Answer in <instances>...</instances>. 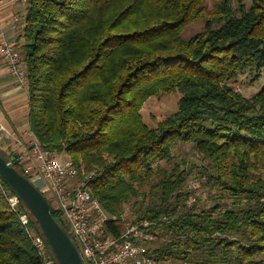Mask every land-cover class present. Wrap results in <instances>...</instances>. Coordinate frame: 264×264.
I'll return each instance as SVG.
<instances>
[{
	"label": "trees",
	"instance_id": "16d2710c",
	"mask_svg": "<svg viewBox=\"0 0 264 264\" xmlns=\"http://www.w3.org/2000/svg\"><path fill=\"white\" fill-rule=\"evenodd\" d=\"M20 39L30 134L94 173L93 197L118 218L108 233L124 232L129 207L164 237L148 246L161 264H264V87L233 86L263 74L264 0H26ZM172 92L176 113L149 128L144 103ZM185 144L200 167L179 157ZM12 195L0 178V264H40Z\"/></svg>",
	"mask_w": 264,
	"mask_h": 264
},
{
	"label": "built area",
	"instance_id": "2783aa9c",
	"mask_svg": "<svg viewBox=\"0 0 264 264\" xmlns=\"http://www.w3.org/2000/svg\"><path fill=\"white\" fill-rule=\"evenodd\" d=\"M0 57L6 62L8 73L27 90L28 76L21 56L15 43L6 39L4 33H1ZM8 135L9 132L1 127L0 143ZM13 159L21 167L23 176H29L36 187L38 180L43 182V187L37 188L45 197L49 196L50 205L67 225L81 252L82 264H156L148 246L161 237L152 231L149 220L128 225L117 237L108 233L107 223L117 222L118 218L109 215L93 197L90 190L93 172L87 173L71 160L58 163L54 153L46 150L32 135ZM191 186L194 187V183ZM8 203L24 227L40 264H57L40 230L33 226L31 216L21 212L18 198L12 195Z\"/></svg>",
	"mask_w": 264,
	"mask_h": 264
},
{
	"label": "crops",
	"instance_id": "0c3cea01",
	"mask_svg": "<svg viewBox=\"0 0 264 264\" xmlns=\"http://www.w3.org/2000/svg\"><path fill=\"white\" fill-rule=\"evenodd\" d=\"M26 0H0V39L1 33L16 45L23 42L25 26ZM22 44V43H21ZM28 91L12 77L6 68L4 59L0 57V128L9 132L3 141L4 149L15 155L31 138L28 124ZM1 149V148H0ZM37 187H43L41 180Z\"/></svg>",
	"mask_w": 264,
	"mask_h": 264
},
{
	"label": "rangeland",
	"instance_id": "374dc122",
	"mask_svg": "<svg viewBox=\"0 0 264 264\" xmlns=\"http://www.w3.org/2000/svg\"><path fill=\"white\" fill-rule=\"evenodd\" d=\"M219 0H203V5L207 9H212L214 5ZM246 3H250L251 0H244ZM203 24L201 22H194L186 27L184 32L182 33L183 39L187 40L191 38L196 33L200 32L202 30ZM263 74L260 75L258 78H254L257 73H244L240 75L236 81L233 83V86L236 87L241 91V93L246 98H251L255 94H257L263 87H264V71H262ZM180 94L178 92H172L168 94H162L161 96H153L149 98L143 105L141 109V115L143 118V122L149 127V128H155L157 123L162 121L163 119L170 118L173 114L176 113L178 109V104L180 100ZM1 150L4 149L3 143H0ZM178 152L179 157L182 158V160L187 165H197L200 167L202 164L197 159V154L191 149L190 144L180 145L178 146ZM3 151V150H2ZM5 153V156L9 157L10 153L3 151ZM54 156L56 160H58V163L64 164L65 162L70 160V155L64 152H56L54 153ZM194 183V187H191L193 190L194 195H198L204 198V196H207L205 190L203 188H200V185H197L195 181H192V184ZM36 184V183H35ZM46 197L49 199V196L46 195ZM50 200V199H49ZM205 198L203 199V201ZM52 203V201L50 200ZM202 203V202H201ZM52 205V204H51ZM209 205V204H207ZM129 207H125L124 213L122 218L120 219L123 225V228L125 231L128 227V225H131L134 222L135 217L132 216V211L128 209ZM163 236H161L160 241H162ZM159 241V242H160ZM156 264H161L160 262H156Z\"/></svg>",
	"mask_w": 264,
	"mask_h": 264
},
{
	"label": "water",
	"instance_id": "95a60500",
	"mask_svg": "<svg viewBox=\"0 0 264 264\" xmlns=\"http://www.w3.org/2000/svg\"><path fill=\"white\" fill-rule=\"evenodd\" d=\"M0 178L37 221L40 233L49 245L57 264H82L81 252L74 239L58 223L44 194L8 161L0 149Z\"/></svg>",
	"mask_w": 264,
	"mask_h": 264
}]
</instances>
